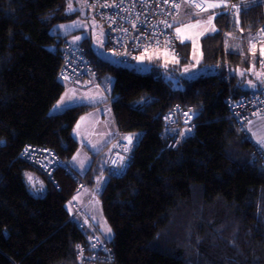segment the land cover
<instances>
[{"label": "trees", "instance_id": "1", "mask_svg": "<svg viewBox=\"0 0 264 264\" xmlns=\"http://www.w3.org/2000/svg\"><path fill=\"white\" fill-rule=\"evenodd\" d=\"M67 6V0H0V39L6 36L2 17L16 28L3 77L21 83L11 106L0 95V119L15 132L11 136L0 126V264H77L74 248L84 233L66 205L78 193L77 178L93 186L102 174L108 180L99 197L117 264H264V154L237 128L224 103L264 85L258 55L254 74L248 72L250 58L236 72L240 39L264 21V1L241 14L229 51L221 37L223 17H214L215 31L201 39V53L202 64L218 72L193 80L177 74L190 60L188 43L178 44L180 65L163 68L161 59L146 57L151 71L141 74L97 59L83 42L100 76L113 78L107 102L116 131L83 174L69 166L80 148L73 130L102 103L50 113L65 90L59 70L69 44L50 30L78 16ZM168 75L185 89L172 91L164 81ZM247 81L255 87L245 88ZM175 103L194 111L197 126L177 149L166 150L159 139L162 116ZM125 133L137 144L126 171L113 175L104 165ZM27 146L66 160L77 178L63 167L43 171L22 157Z\"/></svg>", "mask_w": 264, "mask_h": 264}, {"label": "built area", "instance_id": "2", "mask_svg": "<svg viewBox=\"0 0 264 264\" xmlns=\"http://www.w3.org/2000/svg\"><path fill=\"white\" fill-rule=\"evenodd\" d=\"M260 1L264 0H85V3L87 10L104 26L107 48L120 60L135 62L139 56L155 54L160 50L167 51L175 58L180 57L179 40L174 28L183 19L184 8L189 10L188 17L190 13L193 16L222 15L224 23L221 37L228 43L235 37V28L240 25L241 14L253 2ZM240 42L244 57L257 52L258 66L264 70V21L255 32L243 37ZM59 74L74 87L87 83L99 84L101 80L99 70L81 44L65 46ZM224 103L229 117L245 138L249 139L245 124L253 116L264 113V85L238 97L227 96ZM162 123L159 139L166 150L177 149L197 126L194 111L180 103H175L162 116ZM129 136L132 137L131 143ZM119 137L105 163V169L113 175H121L126 171L130 153L137 144L129 133L120 134ZM256 151L262 153L259 147H256ZM22 157L32 159L34 164L48 173L59 166L58 157L44 148L27 146ZM72 208L80 217L77 227L81 230L87 226V218L77 205L73 204ZM74 250L77 264H117L110 243L95 234L86 235Z\"/></svg>", "mask_w": 264, "mask_h": 264}, {"label": "rangeland", "instance_id": "3", "mask_svg": "<svg viewBox=\"0 0 264 264\" xmlns=\"http://www.w3.org/2000/svg\"><path fill=\"white\" fill-rule=\"evenodd\" d=\"M67 12L68 13H78V16L74 18L73 20L59 23L53 26L50 30V33L52 35H60L63 37H67V42L69 44H82L83 42H87L89 49L92 51V53L95 55L97 59L109 62L111 64H115L118 66L127 67L130 69H135L138 73L141 74H147L151 71V66L147 63V60H145V55L139 56L135 62H125L120 60L114 52H112L110 49L107 48V37L104 31V26L102 22L95 17H93L92 13H90L87 10L85 0H67ZM185 13H188L186 9L183 10L182 15L184 16ZM214 15L210 14H203L199 16H193L191 13L188 18H184L183 20H180L175 28L174 32L177 35L179 42L181 44L188 43L190 44L191 51H190V60L187 64L183 65L181 67L180 71H177V74L186 80H193L196 79L202 75H212L216 74L218 72V67H209L202 64V53H201V39L209 34H212L214 31L212 29H215V22H214ZM223 17V16H222ZM1 21L3 25L6 28V36L4 37V42H8L7 49L3 50V46H0V65L4 67L5 63L7 62L10 51L12 48L13 39L16 35V28L11 20H9L7 17H2ZM224 23V19H223ZM223 25V24H222ZM177 29L180 31L178 32ZM79 37V39H77ZM179 51V49H178ZM250 68L249 73L254 74L255 73V64L254 60L257 59L256 53L250 54ZM154 58H161V61L163 62L162 67L165 68L169 64L170 65H180V57L175 58L170 53L164 50H160ZM248 59V57H247ZM245 70V63L240 64L236 70V72H242ZM247 70V69H246ZM246 72V71H244ZM257 75H261L262 72L257 71ZM170 76V75H168ZM104 83L113 82V78L109 75L103 76ZM0 81L3 86V88L0 89V94H3L2 96V102L7 105L11 106L16 98V96L20 92L21 83L16 82L14 84H8V83H2L4 82L3 74L0 72ZM63 84L65 85V90L62 94V97L56 104V110L54 109L53 113H60L61 106H63L67 99H69L70 95H73V91L71 86L68 84L67 80H62ZM106 86H104L105 88ZM255 87L253 83L250 81H247L245 88L252 89ZM112 90V89H111ZM111 90L104 91L109 96L111 94ZM87 91H85L86 93ZM84 93V92H83ZM96 93H92L86 97H91L92 99H96V96H94ZM98 100H94L93 103H95ZM109 101V98L107 97L102 98L101 106L107 105ZM99 103V102H97ZM100 107V106H99ZM105 123H107V119L105 120ZM0 126L5 130L3 126L6 128H9L10 130H13V127L5 120L0 119ZM245 130L248 133L250 139L253 141L254 144L259 146L264 154V113L257 114L253 116L246 124H245ZM97 132V128L94 126L93 122L86 121L82 123L81 125V132L85 138L91 140ZM15 135V132H14ZM104 146H101L100 150H102ZM1 147V146H0ZM111 152V151H110ZM32 175V173H26V177L28 175ZM105 178H108V175H103ZM28 181L30 185H32V179L28 178ZM85 188L84 192L88 191L92 194V199L90 202V213L93 220V226L96 228L100 233H102V238L107 240V234L112 233L111 226L108 224V221L102 211L101 207V200H100V193L103 190L101 187V181L98 179L96 184L93 186H84L80 189ZM37 192H34V194ZM36 195H39L36 194ZM66 208L68 210V213L71 216V219L76 222L77 219H74L73 211L70 207V203H67ZM110 230V231H109Z\"/></svg>", "mask_w": 264, "mask_h": 264}, {"label": "crops", "instance_id": "4", "mask_svg": "<svg viewBox=\"0 0 264 264\" xmlns=\"http://www.w3.org/2000/svg\"><path fill=\"white\" fill-rule=\"evenodd\" d=\"M186 9V8H184ZM183 9V10H184ZM187 10V9H186ZM188 13L184 14V18H188V14H189V10H187ZM187 15V17H185ZM182 19V20H183ZM6 29V28H5ZM13 41V40H12ZM181 43V42H179ZM230 43V42H228ZM226 43V45L228 44ZM8 42H4V39H0V46H3V50L5 52V50L7 49ZM224 45V49L226 51H229L228 49L230 48V46H226ZM229 45L233 46L234 43H230ZM159 51L155 52V54H151V55H145L144 57H149V58H154V56L157 55ZM242 53V52H241ZM241 64L246 63V61L250 58L248 57H244L243 54H241ZM161 59V58H159ZM3 68L2 65H0V72L3 74ZM264 71V70H262ZM249 72V69H248ZM250 74V73H249ZM61 81L62 80H67L68 84L71 86L72 91H73V95H70L69 99H67L65 102V104L63 106H61V110L70 107V106H74V105H79V104H97V102H101L102 98H109V93L107 94L104 89L106 90H111L112 88V84L113 82H108V83H104V79L103 77H101V81L99 82V84H93V83H87L81 87H74L70 81L66 78H62L60 76ZM6 84V81L2 82ZM104 86H106L104 88ZM3 88L1 81H0V89ZM85 91H87L85 93ZM84 92V93H83ZM92 93H96L94 96H96V99H92L91 97H86ZM3 96V94H1ZM62 97V96H61ZM94 100H98L95 103ZM54 109L56 110V105L54 108H52L51 110V114H58V113H53ZM107 119V123H105V120ZM89 121V122H93L94 126L97 128V132H95L93 138L91 140L85 138L82 134H80L81 132V125L82 123ZM6 130V132L13 136L14 135V130H10L9 128H6L5 126H3ZM116 135V131L114 129V125H113V119H112V112H111V105L108 102V104L105 106H101L94 109L93 111L82 115L79 120L77 121L74 130H73V137L78 141V143L80 144V148L78 149V151L74 154V156L70 159L69 164L70 166L75 169L76 171H78L79 173L83 174L90 166L91 162H92V156L93 154L97 153L100 151L101 146H104L105 144L107 145L108 143H110L114 136ZM250 139V137H249ZM115 147V144L113 145V148L111 147L109 149V153L111 150H113ZM259 147V146H258ZM260 148V147H259ZM261 149V148H260ZM262 150V149H261ZM263 152V151H262ZM75 158V159H74ZM104 174H102L100 176V181H101V187L103 188L108 180V178H105L103 176ZM85 188L80 189L78 191V193L76 194V196L74 197V199L72 200V202L76 203L79 208L86 214V216L88 217L89 220V231L93 232L95 231L96 233H98V235L102 236V233H100L96 228H94L93 226V220H92V216L89 210L90 207V202L92 199V194L88 191L84 192ZM71 203V202H70ZM71 207V206H70ZM72 209V207H71ZM73 211V209H72ZM73 216L74 219H78V217L75 216V213L73 211ZM112 237V233L107 234V241L111 240Z\"/></svg>", "mask_w": 264, "mask_h": 264}, {"label": "clouds", "instance_id": "5", "mask_svg": "<svg viewBox=\"0 0 264 264\" xmlns=\"http://www.w3.org/2000/svg\"><path fill=\"white\" fill-rule=\"evenodd\" d=\"M179 40V39H178ZM178 44H179V42H178ZM180 53V52H179ZM180 57H181V54H180ZM101 81V80H100ZM262 151V150H261ZM107 160V159H106ZM106 163V162H105ZM69 166H70V164H69ZM58 167H63V168H66V169H68V172L70 173V174H72L73 176H75V174L73 173V171L70 169V167H68L67 165H65V166H58ZM72 168V167H71ZM104 169H105V165H104ZM106 170V169H105ZM107 171V170H106ZM108 173H110V172H108ZM75 178H77L76 176H75ZM77 185H78V187H79V190H80V188L81 187H84L85 185H84V183H83V181H81L80 179H78L77 178ZM78 190V191H79ZM73 204H75V205H77L76 203H74V202H72L71 201V203H70V206L72 207V205ZM78 206V205H77ZM78 208H79V206H78ZM73 209V208H72ZM79 210L86 216V214L79 208ZM73 211H74V209H73ZM74 213H75V211H74ZM75 216L76 217H78V219H77V221L75 222L76 223V226H77V223L80 221V217L79 216H77L76 214H75ZM71 217V216H70ZM86 218H87V221H88V224H87V226H84V228L83 229H79L82 233H84V237L86 236V235H91V234H95V235H98V233H96L95 231H89L88 229H89V220H88V217L86 216ZM78 228V227H77ZM99 237H101L102 238V236H100V235H98ZM104 239V238H103ZM105 240V239H104ZM107 241V240H106ZM108 242H109V240H108ZM110 243V242H109Z\"/></svg>", "mask_w": 264, "mask_h": 264}, {"label": "water", "instance_id": "6", "mask_svg": "<svg viewBox=\"0 0 264 264\" xmlns=\"http://www.w3.org/2000/svg\"><path fill=\"white\" fill-rule=\"evenodd\" d=\"M164 81L171 84L172 91H183L185 89L180 79L175 76H166Z\"/></svg>", "mask_w": 264, "mask_h": 264}, {"label": "bare ground", "instance_id": "7", "mask_svg": "<svg viewBox=\"0 0 264 264\" xmlns=\"http://www.w3.org/2000/svg\"><path fill=\"white\" fill-rule=\"evenodd\" d=\"M248 36V35H247ZM241 52H243L242 50H241ZM256 54H257V52H256ZM250 56V54H248L247 55V57H249ZM257 65H258V63H257ZM259 67V66H258ZM60 69H61V67H60ZM59 73H60V70H59ZM1 95V94H0ZM2 96V95H1ZM58 157V156H57ZM58 159V164H59V166H65L66 164H67V161L66 160H63V159H61V158H57ZM77 262V261H76Z\"/></svg>", "mask_w": 264, "mask_h": 264}, {"label": "snow or ice", "instance_id": "8", "mask_svg": "<svg viewBox=\"0 0 264 264\" xmlns=\"http://www.w3.org/2000/svg\"><path fill=\"white\" fill-rule=\"evenodd\" d=\"M198 7H199V5H197ZM220 5H213V7H219ZM213 31H215V29H212ZM177 31L179 32L180 30L179 29H177ZM77 39H79V37L77 38ZM128 139H129V142L131 143V140H132V137L131 136H129L128 137ZM127 150V149H126ZM75 159V158H74ZM110 231V230H109Z\"/></svg>", "mask_w": 264, "mask_h": 264}]
</instances>
